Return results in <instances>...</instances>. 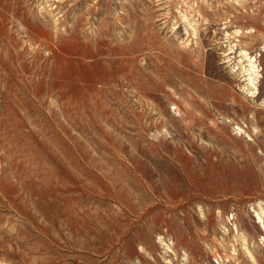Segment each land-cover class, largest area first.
Instances as JSON below:
<instances>
[{
  "label": "rangeland",
  "instance_id": "374dc122",
  "mask_svg": "<svg viewBox=\"0 0 264 264\" xmlns=\"http://www.w3.org/2000/svg\"><path fill=\"white\" fill-rule=\"evenodd\" d=\"M0 264H264V0H0Z\"/></svg>",
  "mask_w": 264,
  "mask_h": 264
}]
</instances>
